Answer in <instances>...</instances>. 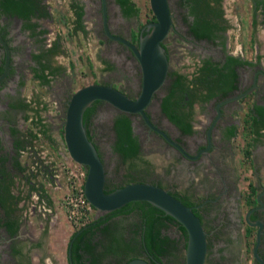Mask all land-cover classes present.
Here are the masks:
<instances>
[{"label": "flooded vegetation", "instance_id": "obj_1", "mask_svg": "<svg viewBox=\"0 0 264 264\" xmlns=\"http://www.w3.org/2000/svg\"><path fill=\"white\" fill-rule=\"evenodd\" d=\"M89 1L90 3H92L89 10L90 14L97 16L99 19L98 30L99 34H101L102 36L101 42L104 46L105 52L109 57L111 56V60H113L114 62L121 63L122 66L127 69L131 68L130 70L132 73H134L133 75L137 76H134L137 79V82H141L139 65L130 48L126 44L108 37L103 31L102 21L104 19L107 29L110 33L118 35L129 41L130 43L137 45L140 36L143 35L142 30L147 29L148 23L153 19L149 18L140 25H135L136 27L130 24L124 25L123 27H121V29H119L116 21H110L108 0ZM111 1L116 6L121 18L126 19L136 15H123L120 11L118 3L115 0ZM71 2H75L81 5V22L83 24V32H86V27L83 19V16L86 12V6L80 0H72L69 3ZM168 6L171 12V24L168 31H171L174 29V22H177V20L173 16V10L172 7H170L171 5L169 4V2ZM251 7L252 9L254 8L253 1L251 3ZM181 8H183L182 15L185 13L186 19L190 21L192 16L186 14V8L184 6H182ZM221 8L223 10V17L225 18L227 26L222 30H217L216 35L213 38L204 36L195 37L190 32V30H188L186 20L184 21L182 19L183 16H180V22L184 26L183 33H185L184 35L186 36L187 40L192 44V46L198 47L200 49V55L198 56V58H196V64L195 66H192L190 74H185L178 69H169V60L171 54L165 44L161 42L163 53L165 54L167 59V69L163 81L153 92L151 99L144 107V110L149 121L155 127L161 129L172 141L176 142L181 147L183 152H181L173 144L168 142L160 133L144 123L141 116L137 112L127 113L130 117L132 132L136 136V139L138 141L139 151L134 158L122 160L112 149L111 143V152L116 154L120 159V162L126 165L123 164L120 178L117 179L116 177H111L110 182L115 183V185H121L122 183L132 181H146L164 187L170 192L172 191L169 187L163 186L159 178L146 177L148 176L146 175L147 172L150 170L149 165L148 167L146 165H141L142 167L139 166V169L138 167H133V160L140 157V136H143L146 139L153 137L154 141L162 142L163 145L169 149V151L175 153V157H177V159L179 158L180 160H182V167L185 172H189L188 175H191V173L197 171L198 169H202L204 173V181L207 180L208 182H212L214 183V185H216L217 190L215 194L209 197L207 193V197H204L201 202H199L200 198H197L194 195H190L192 200L190 205L196 209L205 232L206 252L209 249V235L211 231L207 230L205 226L203 212L201 211L202 209L200 207L204 205V202L217 203V200L224 196L226 198L230 197L233 200V203H235V205L233 204V208L235 209L227 212L232 214V217L230 218L232 221L231 224L235 227L239 223L240 219L238 217L237 209L242 204L244 208L241 218L243 224L242 235L245 237L252 235V246L254 244L256 230L259 227L257 252L264 264V115L261 117V120L257 122L259 127H249V129L246 127L243 128V134L244 136H246L243 148L246 174L244 179L245 185L242 191L236 188V177L234 169L233 167H230L228 165V162H226L227 157L225 158L223 155V153L226 152L228 155L230 154L228 142L236 134V129L234 134H227L231 131V128L233 126H235L236 128L235 121L230 119L232 117L234 109L236 112V110L244 108L242 103H245L244 100L249 94L251 95V102L248 104L247 109L252 106L253 103L264 107V51L261 50L258 54H255L252 59L242 57L239 47H235L234 51H229V44H227L226 36L228 35V32H232L235 29L234 27L236 26V24L234 22H230L227 18L222 0ZM47 16L48 9L46 16L30 15L27 21L36 23L34 29L32 28L34 32H32V29L27 28L23 25L25 21L24 19L16 15L5 13L0 9V75L4 71L5 58L7 57L6 72L3 76L0 77V205H3V209L0 207V216L2 215V213H6L7 215H12L13 218H17L18 220L15 231L13 233H10L8 228L1 223L2 220L0 219V264H42V262L39 261L41 255L40 247L42 246L39 242L40 240H38L39 236H37L36 238L32 237V240L28 242L21 241L15 244L11 243L15 241L14 237L16 236L20 226L21 215H24L26 209H28L25 204V192L22 189V185L17 184L18 179L24 182V177L20 176L19 173L16 174V169L12 165L11 156L15 155L17 151L13 147L14 136L11 129H16L19 138L22 137L24 139L27 136L25 133L22 134L24 130L21 125L22 122H24L23 117L25 113H29V116L25 117L27 120L32 116L30 115L31 110L20 109L18 108V106H14L13 104L30 101L31 97L27 98L22 96L15 90V86L18 82H23L22 74L26 71V69H28L31 73V67L38 66V63L32 55L34 53H39L42 49L46 50L47 48H49L52 41L55 39V36L50 40H47V38L45 37L47 28L46 26H43L42 20L43 17L44 19H47ZM252 18L255 21L254 23H252ZM256 22L260 24L262 31V29H264V11L262 10L261 5H259L256 9H253V13L251 16V25L255 26ZM111 23H113L114 26H112ZM41 28H44L45 31L40 32ZM77 31L83 33L79 29H77ZM254 33V31H251V40H253L254 38ZM260 35H258L257 38H260V40L264 44V33L263 36L262 34ZM58 42L60 43L59 40ZM60 48L61 50H58L51 55L49 54L50 56L47 57L45 55L44 57L40 58V61L42 62L46 61L47 58V61L49 63L53 65H60L62 67L61 70L57 73H47V77L49 78L48 82L52 80L53 76L61 74L63 72V69L65 68L64 64L58 60V56L63 54L64 52L61 44ZM227 55L237 56L241 60V62L233 63L232 70L235 76L233 77L231 82H223L222 85L218 83L222 81L215 82L217 87L212 84V86L217 90L210 97H207L206 99L200 101L198 100V98L191 99L186 94H181L182 97H179L180 93L184 91L182 89L176 90L173 99L175 100V102H177V105L179 107L178 118L180 120L183 118L186 123L190 124L191 128V132H183L180 127L175 122L169 120L160 111L159 108L161 97H163L169 91L170 85L174 79V75L172 72L175 71L176 73L185 74L186 78L188 79L191 78V73L193 72V70L201 65L203 59L207 58L212 62V65L216 64L217 67H221L225 62ZM244 60H250L251 63L244 62ZM102 61L105 63L106 68H112L113 64L109 62V60L103 59ZM45 72L47 71L45 70ZM105 82L106 83L104 84L115 87L131 98L135 97L140 90L139 84L137 93L130 95L124 89H121L110 83L111 81ZM185 83L188 84V87L191 86V83ZM218 85H220V87ZM206 89L207 86L202 88L201 92H206ZM100 101L101 103H106L102 100ZM153 101L155 107L148 108V106L153 105V103H151ZM177 105L175 103L174 107H177ZM34 106L36 109H38L37 113L38 117L40 118L42 105L38 101L34 104ZM96 106L94 107V110ZM200 107H204V109L199 112V110H201ZM247 109L245 110V112L247 111ZM116 112L120 111L116 110ZM198 113H200V116L202 115V118H199L200 116L198 115ZM92 114L90 115V117L92 116ZM40 120L42 121V119ZM195 120H197L196 126H194ZM133 121H136L137 132L134 131ZM88 131L91 135V140L94 143L103 163L105 177L104 185L106 186V188H109L110 186L107 184L108 178L105 162L98 150V146L94 141L91 130L89 128ZM33 141L36 142L35 139ZM44 141L47 144L52 145V142H48L46 139H44ZM35 142L32 145L33 149H36L35 145L37 143ZM37 145L40 146L41 143ZM226 145L227 148H225ZM32 147L30 148V145L26 144L25 147H21L18 152H30L32 151ZM19 154L20 153H18L17 155ZM41 154L44 153L42 152ZM44 155L48 157L46 154ZM37 156L39 157V159H41L40 154H37ZM33 160L38 161L37 158ZM45 163L47 164V171L50 172L48 178H51L53 176L54 179L55 168L51 165L50 160ZM23 164H26V161H24ZM31 167V170L35 169L33 167V163H31ZM12 180L13 183L11 184ZM9 193L13 194L12 198L10 197ZM33 193L36 194V192ZM184 195L188 196V194ZM217 209L218 213H220L221 215L224 214L222 204L217 205ZM247 211V218L251 223H248L244 219ZM102 213L103 212H96L95 216ZM256 220L260 222V226H258L256 223H253ZM138 225V212L135 209H131L130 211L125 213H116L103 220L99 224V229L96 230L101 238H103L102 240L116 237L121 241L120 243L122 245L117 248L116 252H110L109 254L105 252L101 255L97 254L94 257V263L122 264V254L124 251H130V255L134 256L133 258H142L145 261H148V257L144 254V252L141 251L140 243L138 241ZM158 225L160 226V223ZM169 226H174L176 228V226L171 223H167V225L159 227L160 236L166 239V241L164 240L163 246L161 247V255L159 254L158 256V261L161 264H167L165 260L168 258L176 257V254L179 251L177 234H170ZM135 230L136 232H134ZM252 246L250 249H252ZM99 248L100 245L98 244L94 247H91V250L95 253V250H98ZM32 252L37 253L35 261L32 259ZM41 259L46 263L45 257H41ZM252 264L259 263L252 257Z\"/></svg>", "mask_w": 264, "mask_h": 264}, {"label": "rangeland", "instance_id": "obj_2", "mask_svg": "<svg viewBox=\"0 0 264 264\" xmlns=\"http://www.w3.org/2000/svg\"><path fill=\"white\" fill-rule=\"evenodd\" d=\"M48 9L47 19L42 20L43 26L47 30L45 37L50 40L55 36L60 41L64 49L63 54L58 56V60L65 66L63 72L57 76H53L52 80L45 85L39 84L32 78L28 69L22 74L23 82H18L15 90L24 97H33L39 99L42 105L40 111L41 122L45 123L48 133L52 138V145L47 144L43 138L36 140V152L32 147L31 154L28 152H18L17 158L20 162L26 161V170H30L31 160L39 159L37 154L42 152L46 154L47 159L51 161V165L55 168V177L51 178L38 175L37 179L43 182V186L50 197L51 211L44 213L38 211V201L33 195V191L27 194V186L25 182L17 180L18 185H22L25 192V204L28 209L24 215H21V222L17 231L13 244L21 241L28 242L33 238L38 237L41 243L40 262L42 264H67L65 260V244L67 237L74 228L66 219L64 209L61 205V196L64 194L65 180L64 172L60 165V160L67 157L64 142L62 140V122L64 119V110L66 102L73 90L81 85L91 82L106 83L111 81L113 85L124 89L130 95L136 94L140 82L131 68H125L121 63H116L111 60L104 50L101 42V34H99L98 26L99 19L97 16L90 14L89 0H80L86 6V12L83 16L86 32L73 31L71 28L72 12L69 7V2L72 0H42ZM109 2L110 21H116L119 29L124 25H140L150 18L152 15L149 8L148 0H133L138 7L136 15L129 18H121L116 6ZM173 10V16L177 20L174 22V29L168 31L162 42L169 49L171 57L169 60V69H178L179 71L190 74L192 66L196 64L195 60L200 55V49L192 46L183 33L184 26L180 22L183 8L178 3V0H168ZM225 14L230 22H234L236 26L232 32H228L226 36L229 51H234L235 47H239L242 57L252 59L255 54L261 50L264 51V44L257 38L258 35L264 33L261 31V26L256 22L255 26L251 25V16L253 9L251 7L252 0H222ZM183 19V18H182ZM114 26L113 23H111ZM116 27V26H115ZM251 31H254L253 40L250 39ZM261 36V35H260ZM236 48V49H237ZM103 59L111 62L112 68L105 67ZM119 62V61H118ZM135 76V77H134ZM155 101V100H154ZM154 101L152 106L154 108ZM245 103H242L244 108L235 109L232 113L231 120L235 121L236 134L228 142L230 154L223 153L230 167H233L236 177V188L242 191L245 185L246 167L244 164V140L243 134L245 110L251 102V95H247ZM204 109V107H200ZM116 109L107 103H99L92 116L89 119L88 128L91 130L94 141L98 146V150L103 157L107 170V184L112 187L115 183L110 182L111 177L120 178L124 163L120 162L118 156L111 152L110 145L113 140L112 117ZM29 114V113H28ZM200 116V113H198ZM202 118V115L199 117ZM197 119V118H196ZM22 127L26 134L28 130L33 129V125L23 117ZM198 120V119H197ZM195 120L194 126H196ZM134 131L137 132L136 121H133ZM140 154L137 159L133 160V167L138 169L139 166H150L147 172V178H159L161 184L169 187L173 192L182 195L196 196L199 202L204 197L213 196L217 190L216 185L212 182L204 181V173L202 169L188 175L183 169V162L175 157V153L163 145L160 141H154L153 137L146 139L140 136ZM227 148V145L226 147ZM35 152V153H34ZM16 154V153H15ZM33 155V156H32ZM144 164V165H143ZM126 165V164H124ZM141 166V167H142ZM139 175V174H138ZM105 178V177H104ZM105 182V180H104ZM146 182V181H145ZM127 183V182H126ZM124 184V183H122ZM121 184V185H122ZM120 186V185H116ZM164 188V187H163ZM26 190V191H25ZM27 194V195H26ZM24 204V206H25ZM222 204L224 214L218 213L217 205ZM233 200L230 197H222L217 200V203H205L200 208L203 212V219L207 230H210L209 249L205 252L203 264H252L251 246L252 235H242V212L243 205L237 209L240 219L237 226L232 225L230 210L233 208ZM23 210V209H22ZM216 210V211H215ZM227 210V211H226ZM97 211L94 209L92 216ZM170 234H177L179 251L174 258H168L165 261L167 264H184V248L181 245V236L179 231L174 226H169ZM32 259L35 261L36 252H32ZM47 256V257H46ZM45 257V262L41 259ZM39 262V263H40Z\"/></svg>", "mask_w": 264, "mask_h": 264}, {"label": "trees", "instance_id": "obj_3", "mask_svg": "<svg viewBox=\"0 0 264 264\" xmlns=\"http://www.w3.org/2000/svg\"><path fill=\"white\" fill-rule=\"evenodd\" d=\"M120 8V11L123 15L128 16L132 14H137L138 7L135 5L133 0H115ZM254 3V8L256 9L259 5L262 6L264 11V0H252ZM178 3L186 8V14L191 15V20L188 21L185 17V13L182 15L183 20H186L188 30L195 37H209L213 38L216 35L217 30L224 29L227 24L225 18L223 17V10L221 8V0H178ZM72 11V29L77 31V29L84 31L83 24L81 22L82 9L81 5L75 2L70 3ZM0 9L10 15H16L24 19V26L30 29H34L36 23L29 22L27 19L30 15L35 16H46L47 9L46 5L42 0H0ZM153 19V15L151 17ZM252 18V23H254ZM32 29V32H34ZM45 29L41 28L40 32H44ZM147 29L142 30V34L146 33ZM56 37L49 48L46 50H41L39 53H34L32 56L35 58L38 66L31 67V76L36 79L39 84L45 85L48 83L49 78L47 73L53 74L61 70L60 65H53L47 61H40L41 57L45 55L48 57L52 53L61 50L60 43ZM50 54V55H49ZM241 60L237 56L227 55L225 62L221 67H217L216 64L212 65V62L209 59H203L199 67L195 68L191 73V78H186L185 74L172 72L174 79L170 85L169 91L160 99L159 108L160 111L171 121L175 122L183 132H191L190 124L186 123L183 118L180 120L178 118L179 107L177 102L173 99L177 89H182L184 92L180 93L179 97H182L183 94H186L191 99L198 98V100H204L207 97H210L217 89L215 82H218L222 85L223 82H231L235 76L232 65L233 63H239ZM244 62L251 63L250 60H244ZM224 69V70H223ZM45 70L47 72H45ZM198 72V73H197ZM230 77V78H229ZM229 78V79H228ZM227 80V81H226ZM187 83H191V86L188 87ZM212 84L215 86L213 87ZM220 85H218L220 87ZM207 86V91L202 93L201 89ZM212 86V87H211ZM222 89V88H219ZM182 94V95H181ZM177 100V99H176ZM33 97L30 101L13 104L18 106L20 109L31 110L30 115H32L28 120L33 125L32 130H28L26 137H18V132L15 128H12V134L14 136L13 147L17 151L15 155L11 156L12 165L16 169V174L19 173L20 176L24 177V182L27 185V194L30 192H36L38 198L44 199L46 205H50V197L46 192L43 182L37 179L38 175H43V177H49V171H47L46 163L42 162V159L31 160L33 163L34 170H26V165L19 161L17 158L18 150L21 147H25L26 144L32 147L34 139L44 138L48 142H52V138L47 132V128L43 122H41L38 117V109L35 108L34 104L38 102ZM101 103L100 100L95 99L87 105L81 115L82 124L85 127L87 138L91 140V135L88 131L89 118L92 114L94 107ZM176 103L177 107H174ZM35 115V116H34ZM264 115V107L258 104H252L247 111L244 113V118L242 123L244 124L243 128H256L259 127L257 122L261 120V117ZM29 114L25 113L24 117H28ZM114 140L112 142V149L118 154L122 160H128L134 158L139 151L138 141L136 136L132 132L130 117L127 113L116 112L112 117L111 123ZM235 126L231 128V131L228 132V135L235 133ZM247 129V130H248ZM251 129V128H250ZM62 133V129L60 130ZM254 132V130H253ZM39 133V134H38ZM40 135V136H39ZM92 141V140H91ZM25 142V143H24ZM25 144V145H24ZM28 149V148H27ZM26 149V150H27ZM36 150V149H34ZM31 152V151H30ZM28 152V154H31ZM244 153V152H243ZM33 156V155H32ZM13 180L11 181V184ZM115 186L106 188L104 185V191H110L115 188ZM9 192V191H8ZM170 192V191H169ZM172 195L177 197L181 202L186 205L191 204V197L187 195H179L175 192H170ZM10 194V193H9ZM26 194V195H27ZM13 194H10L12 198ZM191 206V205H190ZM0 207L3 209V205ZM192 208V211L199 217L196 209ZM135 209L138 212L139 225H138V241L140 243L141 251L148 257L147 262L149 264H161L158 260L159 254L161 255V247L163 246L164 237L160 236L159 227L165 226L167 223L174 224L181 236V245L182 248L185 247L186 241V231L172 216L165 213L159 207L153 205L146 200H132L125 202L121 206L114 208L109 211H105L102 214L94 215L92 218L85 224L73 228L69 233L66 244H65V259L68 264H95L94 257L102 253L116 252L117 248L122 245L120 240L116 237H112L107 240H102L97 229H99V224L106 218L114 215L116 213H125ZM1 223L8 228L10 233H13L18 222L17 218H13L12 215H7L2 213L0 216ZM200 220V217H199ZM160 223V226L158 225ZM136 232V230L134 231ZM116 238V239H115ZM118 239V240H117ZM123 243V242H122ZM100 245L98 250H95V253L91 250V247L95 245ZM130 251H124L122 254L123 263L133 258V255H130ZM83 254V256H82ZM81 262V263H79ZM122 263V264H123Z\"/></svg>", "mask_w": 264, "mask_h": 264}, {"label": "water", "instance_id": "obj_4", "mask_svg": "<svg viewBox=\"0 0 264 264\" xmlns=\"http://www.w3.org/2000/svg\"><path fill=\"white\" fill-rule=\"evenodd\" d=\"M148 4L153 20L148 23V31L140 36L137 45L110 33L104 19L102 21L104 33L108 37L126 44L135 56L141 77L139 93L131 98L111 85L97 82L79 86L71 92L66 102L62 122V140L68 155L86 167L82 184L83 192L86 199L97 212L112 210L132 200L149 201L172 216L185 229L184 264H203L206 252L205 232L199 217L192 211L191 206L181 202L167 189L151 182L132 181L117 186L110 191H104L103 163L94 143L87 138L85 127L81 121L84 108L95 99L102 100L111 104L120 112H137L144 123L183 152L176 142L172 141L161 129L155 127L149 121L144 110L153 92L163 81L167 69V59L163 53L161 42L171 24L168 0H148ZM6 58L5 68L0 77L6 72ZM247 214L248 211L244 219L251 223L248 221ZM253 223L260 226L258 220ZM258 239L259 227L255 233L251 254L259 264H263L257 252ZM125 264L148 263L142 258L135 257L128 260Z\"/></svg>", "mask_w": 264, "mask_h": 264}, {"label": "built area", "instance_id": "obj_5", "mask_svg": "<svg viewBox=\"0 0 264 264\" xmlns=\"http://www.w3.org/2000/svg\"><path fill=\"white\" fill-rule=\"evenodd\" d=\"M43 162L49 160L44 154H40ZM60 165L64 172V180L66 190L61 196V205L64 209L66 219L74 227L81 226L92 218L93 210L95 209L86 199L83 192V180L86 173V167L74 160L68 155L60 160ZM37 197V194L33 193ZM37 209L41 214L51 211L50 205H46L44 199H40L37 204Z\"/></svg>", "mask_w": 264, "mask_h": 264}, {"label": "bare ground", "instance_id": "obj_6", "mask_svg": "<svg viewBox=\"0 0 264 264\" xmlns=\"http://www.w3.org/2000/svg\"><path fill=\"white\" fill-rule=\"evenodd\" d=\"M111 105V104H110ZM112 106V105H111ZM112 107H114V106H112ZM115 108V107H114ZM71 158V157H70ZM72 159V158H71ZM73 160V159H72ZM75 161V160H74ZM77 162V161H76Z\"/></svg>", "mask_w": 264, "mask_h": 264}]
</instances>
